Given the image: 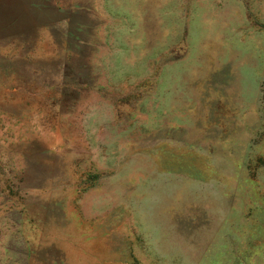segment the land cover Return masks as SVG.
<instances>
[{"label":"rangeland","instance_id":"1","mask_svg":"<svg viewBox=\"0 0 264 264\" xmlns=\"http://www.w3.org/2000/svg\"><path fill=\"white\" fill-rule=\"evenodd\" d=\"M0 264H264V0H0Z\"/></svg>","mask_w":264,"mask_h":264}]
</instances>
